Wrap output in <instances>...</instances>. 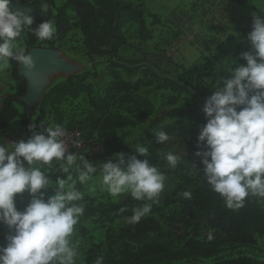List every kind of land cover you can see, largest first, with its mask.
<instances>
[{"label": "trees", "instance_id": "obj_1", "mask_svg": "<svg viewBox=\"0 0 264 264\" xmlns=\"http://www.w3.org/2000/svg\"><path fill=\"white\" fill-rule=\"evenodd\" d=\"M232 1L242 4L245 0ZM9 8L13 12L30 15L33 19L31 26L33 28L46 20L53 22L57 31L52 40L40 41L27 29L22 31L17 40H27L29 48L38 45L56 48L67 39L74 28H79L88 57L91 60L95 57L108 58V68L113 80L107 84L103 96L93 97L94 85L89 79L97 76V73L85 71L70 76L44 94L39 115L34 123L39 126L52 114L56 125L63 128L79 127L86 131L89 139L97 138L103 146V151L96 157H85L93 165L110 159L115 162L113 159L115 154L121 152L126 158L135 155L137 159H144L120 141L122 130L146 124L155 113L152 100L142 94L144 88L155 87L158 91L179 94L189 93L191 90L196 99L208 98L213 94L203 85L189 82L185 78L164 77L160 65L146 56L129 59L120 54L122 50L131 47L124 33L128 24L138 25L142 43L154 38V33L147 23V12L143 3L137 5L133 0H67L61 7L56 8L54 0H12ZM149 16L152 18L153 26L162 24L158 15ZM244 38L245 35L238 40ZM205 49L209 50L208 44L205 45ZM10 64L12 76L17 84L16 94L8 97L0 107V132L22 118V125L30 137L31 120L27 110L21 115L17 106L18 98L27 93V81L19 76V64L15 62ZM244 64L246 62L239 54L238 65ZM122 72L138 79L135 82L125 80ZM85 94L89 96L90 109L80 123L81 126L73 125V121L66 123L67 117L62 106L70 100H79ZM167 117L174 121L165 124L158 132H165L170 139L158 144L155 137L148 147L149 154L145 157L158 169L164 165V150L172 141L179 140L181 144L195 149L198 143V129L207 122L205 113L186 111L183 108L172 109ZM192 161L202 165L201 158L197 156L191 163ZM60 178L66 179V176L60 173ZM186 183L187 185L179 186L171 194L165 195L162 206H159L158 202L154 203L150 214L143 217L139 223L132 225L127 222L115 237L109 236V251L103 258V264H170L190 259L211 260L228 248L257 249L258 239L264 237V209L261 205L264 198L249 196L243 208L233 211L227 209L221 198L210 190L202 173L195 177H186ZM184 191H191V200L179 195ZM143 203L134 201L130 195L124 204L99 203L95 198L87 197L83 218L96 220L103 226H113L118 221H127L133 214L132 210ZM171 206H176L177 213L168 216L165 210ZM161 218L166 219L167 224L176 230H185L199 236L202 228L207 227L215 236L211 241L207 238L196 240L192 237L187 241L185 248L175 251L164 238ZM211 264H264V261L241 256L230 260H218Z\"/></svg>", "mask_w": 264, "mask_h": 264}, {"label": "clouds", "instance_id": "obj_2", "mask_svg": "<svg viewBox=\"0 0 264 264\" xmlns=\"http://www.w3.org/2000/svg\"><path fill=\"white\" fill-rule=\"evenodd\" d=\"M11 2L0 0V70L10 62L30 70L33 57L17 38L27 29L40 41L52 40L57 30L50 20L31 27L32 17L11 11ZM252 20L247 35L251 51L241 54L246 64L232 67L230 78H219L206 99L202 110L207 122L197 137V147L204 150L195 153L201 158L203 171H198L206 184L233 211L243 208L249 196L264 198V17L253 13ZM35 129V124L29 125L32 134L26 140L0 138V225L9 229L5 245L0 246V264H76L79 241L74 243L73 236L84 214L79 203L84 193L76 185H85L94 177L110 196L130 194L134 201L144 202L132 210L129 224L150 214L166 176L145 158L147 147H135L143 160L135 155L126 158L121 152L115 154V162L110 159L93 165L84 155L68 151L63 126ZM155 137L158 144L170 139L163 131ZM163 159L169 169L181 162L172 151L164 153ZM53 166L66 179L58 176L53 183L48 176ZM98 169L99 175H94ZM48 189L54 194L45 199ZM25 192L31 199L21 212L15 197ZM179 195L192 199L191 191ZM213 238L209 231L207 240ZM94 264H103V256L96 257Z\"/></svg>", "mask_w": 264, "mask_h": 264}, {"label": "rangeland", "instance_id": "obj_3", "mask_svg": "<svg viewBox=\"0 0 264 264\" xmlns=\"http://www.w3.org/2000/svg\"><path fill=\"white\" fill-rule=\"evenodd\" d=\"M54 1L56 8H59L67 0ZM133 1L137 5L143 3L147 12V23L154 33V38L147 43H142L138 33V25L134 23L128 24L124 29V33L131 47L122 50L120 54L129 59H140L146 56L149 60L160 65L164 77H182L189 82L201 84L212 92L215 91L214 87L217 86L219 78H230L229 71L232 67L238 65L239 54L251 51L247 35L252 30V14L256 13L264 17V0H245L242 4L232 0ZM150 14L158 15L162 20V24L153 26ZM183 34L193 37V41L188 42L186 40L182 49L174 51L175 43L180 41V37ZM243 35H245V38L238 40ZM22 43L26 51L30 53L33 48H29L27 40L22 41ZM207 44L209 45V50L206 51L205 45ZM42 46L47 47L45 45ZM56 49H58L60 55L69 66L66 73H60L53 78L49 89L56 84L64 82L73 74L78 75L89 71L91 74L97 73V76L89 79L94 85L93 97L100 98L104 95L107 84L113 80L108 68V58L95 57L91 60L88 57L84 47V38L79 28H74L67 39L63 43L58 44ZM122 77L126 80L138 78L123 72ZM16 86L10 64L8 68L0 70V107L8 97L16 94ZM142 94L152 100L155 113L146 124L133 129L126 128L120 134V141L134 151L136 146L148 148L155 139V133L165 124L174 121L167 117V114L172 109L183 108L186 111L204 113L202 109L207 99H196L191 90L189 93L179 94L172 91H158L155 87L144 88ZM17 106L21 115H23L26 111L25 104L18 100ZM62 109L67 117L66 123L73 121V125L81 126L80 123L87 116L90 109L89 96L85 94L77 101L70 100L62 106ZM33 111L30 119L31 124L35 123L39 115L40 104ZM21 119L10 125L5 131L0 132V138L7 141H19L29 138ZM54 124L56 125V122L53 115L50 114L41 125L36 126L35 130L38 132L43 131V128ZM202 150V147L192 149L181 144L179 140L172 141L164 150V153L172 151L180 156L181 162L175 169H169L167 162L164 160V165L158 169L166 176L164 189L157 198L159 206L163 205L165 195L171 194L179 186L187 185L186 177H195L203 171V165L195 161L191 163V160L196 156L195 153ZM101 163L104 162L99 161L96 165ZM71 174L75 177L76 172L74 169ZM94 175H99V169ZM48 176L53 183L58 176L60 177L56 166L50 169ZM76 188L84 193L83 200L79 202L84 207L87 197L95 198L99 203L115 202L124 204L130 195L123 194L115 198L110 196L107 191L101 188L96 177L85 185L77 183ZM53 194V190L48 189L45 193V199ZM30 199L31 197L26 192L22 195L18 194L15 197L17 210L22 212ZM261 205L264 209V201H261ZM175 213H177L176 206L168 207L165 210V214L168 216ZM161 222L164 228V238L168 242L169 247L175 251L185 248L187 241L192 237H195L196 240H203L207 238V233L212 231L207 227H203L200 235L195 236L185 230H176L170 227L164 218H161ZM126 223L127 221H118L113 226H103L97 223L96 220H85L82 215L75 226L73 236L74 243L77 240L79 241L76 264H94L96 257L103 256L104 258L109 251L108 237H115ZM8 234L9 229L0 225V246L5 245V236ZM212 234L214 237L213 231ZM241 256H250L264 261V237L258 239V247L255 250L228 248L224 253L211 260L190 259L170 264H211L218 260H230Z\"/></svg>", "mask_w": 264, "mask_h": 264}, {"label": "water", "instance_id": "obj_4", "mask_svg": "<svg viewBox=\"0 0 264 264\" xmlns=\"http://www.w3.org/2000/svg\"><path fill=\"white\" fill-rule=\"evenodd\" d=\"M30 53L33 57L34 67L29 70L19 65V76L27 81V93L19 97L18 100L25 104L28 116L31 119L34 108L41 103L53 78L60 73H66L69 64L56 48L38 45ZM45 75H51V77L43 86L42 80Z\"/></svg>", "mask_w": 264, "mask_h": 264}, {"label": "built area", "instance_id": "obj_5", "mask_svg": "<svg viewBox=\"0 0 264 264\" xmlns=\"http://www.w3.org/2000/svg\"><path fill=\"white\" fill-rule=\"evenodd\" d=\"M186 40L188 42H192L193 37L186 36L184 34L181 35L180 41L174 45V51H179L182 49ZM64 129L65 136L62 137V139L65 140L69 152L77 153L78 156L84 155L85 157L93 158L103 151V146L99 143L97 138L89 139L87 137L86 131L82 130L81 128L64 127Z\"/></svg>", "mask_w": 264, "mask_h": 264}, {"label": "bare ground", "instance_id": "obj_6", "mask_svg": "<svg viewBox=\"0 0 264 264\" xmlns=\"http://www.w3.org/2000/svg\"><path fill=\"white\" fill-rule=\"evenodd\" d=\"M50 77H51V75H45V76H44V78H43V80H42V85H43V86L46 84L47 80L50 79Z\"/></svg>", "mask_w": 264, "mask_h": 264}, {"label": "crops", "instance_id": "obj_7", "mask_svg": "<svg viewBox=\"0 0 264 264\" xmlns=\"http://www.w3.org/2000/svg\"><path fill=\"white\" fill-rule=\"evenodd\" d=\"M122 75V74H121ZM138 78L134 79V80H128V81H132V82H135ZM126 80V79H125ZM115 157V156H114ZM114 159V158H113ZM115 161V159H114ZM98 163V162H97Z\"/></svg>", "mask_w": 264, "mask_h": 264}]
</instances>
